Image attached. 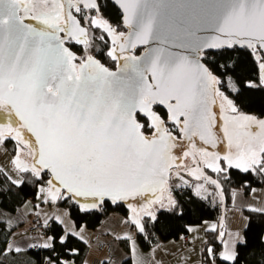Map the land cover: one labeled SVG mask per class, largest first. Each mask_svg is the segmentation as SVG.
<instances>
[{
  "label": "water",
  "instance_id": "obj_1",
  "mask_svg": "<svg viewBox=\"0 0 264 264\" xmlns=\"http://www.w3.org/2000/svg\"><path fill=\"white\" fill-rule=\"evenodd\" d=\"M57 1L63 26L21 18L25 0H0V127L20 137L31 171L47 174L48 187L88 212L110 203L138 213L161 200L170 175L190 182L176 170L186 154L193 160L188 151L232 160L233 121L202 58L233 45L264 55V0H105L125 30L113 40L114 70L93 57L75 69L63 44L87 42L70 7L97 9V0ZM259 79L264 86V66ZM153 106L166 110L179 139L164 131ZM136 115L151 119L152 134L141 132ZM255 122H247L249 137L261 133L260 123L251 133Z\"/></svg>",
  "mask_w": 264,
  "mask_h": 264
},
{
  "label": "trees",
  "instance_id": "obj_2",
  "mask_svg": "<svg viewBox=\"0 0 264 264\" xmlns=\"http://www.w3.org/2000/svg\"><path fill=\"white\" fill-rule=\"evenodd\" d=\"M103 11L113 23H116L117 27L121 26L120 12L113 4L104 1ZM102 47L98 52V58L103 61L109 57L108 48ZM202 61L210 74L214 76L221 93L232 102L238 113L254 117L259 122L264 121V86L259 79V70L264 66V56L259 51L234 45L228 49L208 51L204 54ZM152 112L161 119H167L166 110L159 106H153ZM136 122L142 133L151 131L152 128L146 117L138 115ZM211 172L213 171L206 168L205 173L211 176L218 185V189L214 184L209 183L208 194L203 198L190 191L182 193L173 191L174 206L171 209L157 210L153 218H140L141 228L136 231L135 239L141 251H149L160 241L178 239L182 234L187 233L188 226L217 220L221 210L219 191L228 209L231 197L237 190L246 197L249 195V189L261 187L264 184V151L261 165L254 171L223 166L222 172L217 174ZM21 174L23 175L22 183L14 185L0 171V264H25L21 259H14L13 252L8 250L12 235L17 228L1 213L15 214L26 200L34 199L38 186L46 184L48 180L44 174L38 175L31 170ZM56 195L58 198L56 204L66 209L77 228L85 225L87 229L94 230L109 213H119L127 222L129 214H133L122 205L110 203H103L97 211L88 212L65 199L62 192ZM243 214L247 223L243 230L242 241L236 246L232 263L218 260V254L222 248L221 231L219 238L217 232H206L207 239L203 250L215 253L216 264H264V213L244 210ZM44 232V240H48L49 243L40 246L41 242H39V246L34 248L30 246L29 250L23 252L29 256L30 263L26 264H44L46 260L49 264H64L68 260H72L74 264H84L87 246L82 240L71 234L66 235L62 240L63 227L54 220ZM119 244L127 254L120 264H132L128 241L119 240Z\"/></svg>",
  "mask_w": 264,
  "mask_h": 264
},
{
  "label": "rangeland",
  "instance_id": "obj_3",
  "mask_svg": "<svg viewBox=\"0 0 264 264\" xmlns=\"http://www.w3.org/2000/svg\"><path fill=\"white\" fill-rule=\"evenodd\" d=\"M29 7L27 10L22 11V14H37L41 16L42 14L44 16L47 15H54L58 12L59 7L56 0H25ZM91 25L88 23V28H90ZM117 27V26H116ZM118 31L122 30V26L117 27ZM89 35L91 34L90 30L88 29ZM93 33V32H92ZM94 34V33H93ZM82 44L80 47L81 55H82V62L85 61L89 57H95L103 64L109 66L110 63L107 62V60H100L98 58V52L103 48L101 41L93 42L89 41L88 43H79ZM252 51H259L258 49H253ZM261 54V53H260ZM79 63L78 61H76ZM80 62V63H82ZM72 65L76 67L74 62H72ZM79 63V64H80ZM218 87V86H217ZM217 98L220 99L222 104L224 105L225 111L224 114L228 115L230 118V121H233L237 128L240 131V135L235 139L234 145L237 148L238 147V153L236 154V158L233 160H225L220 157V159L217 158V161L213 162L211 165L209 162H206L205 156L206 155H200L202 158L201 163L202 164H209V167H211V170L215 172V174L222 172V167L226 166H233L235 168H239L241 170H252L259 168L261 165V158L262 153L264 151V121L261 122H255L253 124H250L251 127H253L256 124H259L261 127V133H259L258 136L252 137L247 136L246 132H248L245 127L247 125V122L251 117L240 114L237 112L236 108L233 106L232 102L221 93L219 87H218V93L216 94ZM152 115L154 117H159L155 112H152ZM137 117V116H136ZM160 118V117H159ZM149 121V125L151 126V131L146 132L145 134H151L154 132V127L151 123V119L147 118ZM161 119V118H160ZM254 118H252L253 120ZM163 125L165 126V130L167 132L173 133L177 139L180 138V135L177 133L176 129L168 124L167 119H161ZM256 120V119H254ZM175 130V131H174ZM10 129L8 127H0V171L4 174V176L8 179L9 182H11L14 185H20L23 180V175L21 174L24 171L31 170L30 163H31V153L28 150V148L18 139L20 138L18 135L16 139L13 138H6L3 133L9 132ZM238 144V146H236ZM194 153V151H192ZM218 157V156H217ZM186 160V161H185ZM184 160V165H190L187 172H189L190 180L192 182L193 191L198 192L196 195L203 198L205 194L200 193L201 191L207 192L209 191L210 184L215 181L211 178L210 175L207 173V178L203 177V174L200 170V162L197 158L195 160H191L189 155L186 154V158ZM213 172H211L213 174ZM47 178L49 177L47 174H44ZM176 178V177H173ZM216 184V183H215ZM217 185V184H216ZM264 185V184H263ZM262 185V186H263ZM201 186V188H200ZM218 186V185H217ZM205 187L207 189H205ZM207 190V191H206ZM172 191H174V188L170 185L165 191L163 192L162 200L158 203H155L151 209L140 211L138 213L129 214L130 222H138L141 221V217H154V210H169L174 206L173 203V194ZM57 193L50 187L46 186V184H41L38 186L37 194L35 196V199H28L26 200L23 205L17 210L15 214H7V213H1L2 215H5L10 223H14L15 227L17 228L14 234L12 235V240L15 237L26 235L27 238L31 242L30 234L28 231V226L32 221V216L38 215L42 222L44 224H50V219H47L46 217H43L39 214L41 206L48 207V201L52 204H55L58 201ZM242 194L241 192H239ZM245 196V194H243ZM60 198V197H59ZM35 206V207H34ZM154 209V210H153ZM68 214V212H67ZM30 216V217H29ZM32 217V218H31ZM69 217V215H68ZM61 224V223H60ZM217 226V223L214 221H205L203 223V226L211 225ZM63 237L62 240L65 239L66 235L71 234L74 235V233H77V230L82 229L84 231H91L90 229H87L85 225H82L81 227L77 228L73 221L68 219L63 225ZM190 228H201V225H192L188 226L187 229ZM46 228L43 229V232ZM138 231V230H136ZM222 232V231H221ZM45 234V232H44ZM76 236V235H75ZM77 237V236H76ZM37 238V235L35 236ZM45 236L42 238V241L40 243L41 245L48 244V240H44ZM119 243V240L117 241ZM87 253L88 257L91 259L93 258L92 264H102L103 260L111 259L114 260L113 257H111V251L114 248V245H110V248H104L103 250L97 249L96 246L92 244H87ZM32 247V244H31ZM105 253L109 254V258ZM92 261V259H91ZM90 264V261H88ZM64 264H74L72 260L65 261Z\"/></svg>",
  "mask_w": 264,
  "mask_h": 264
},
{
  "label": "crops",
  "instance_id": "obj_4",
  "mask_svg": "<svg viewBox=\"0 0 264 264\" xmlns=\"http://www.w3.org/2000/svg\"><path fill=\"white\" fill-rule=\"evenodd\" d=\"M205 189L207 188L205 187ZM244 210L264 213V185L249 189V195L246 197L240 194L238 190L233 193L230 208L226 209L221 223L218 224L217 220H215L214 222L217 223V226L213 224L203 226V222L200 224L201 228L187 229V243L180 236L178 239L160 241L153 245L149 251H141L135 239L136 230L141 228L140 221L131 223L128 217L127 222L121 214L116 212L109 213L94 230L84 231L79 229L77 233H74V236L76 235L86 245L92 244L96 246L99 250L110 248V245H114L113 250H110L111 257L114 260H103L102 264H120L127 257L122 246L117 243L118 240L128 241L132 264H201L200 261L204 254L203 245L207 239L206 232L219 233L222 231V248L218 254V260L232 263L235 258L236 246L242 241L243 230L247 223L243 214ZM39 214L42 218L52 219L61 223V225L69 219L65 208L49 201L47 208L41 206ZM30 246V240L26 235H22L11 240L8 250L13 252L12 257L14 259H21L26 264L30 263V260L28 259L29 256L23 252L29 250ZM105 255L108 258L110 256L107 253ZM91 259L86 251L84 264H89L88 261L92 264L93 258Z\"/></svg>",
  "mask_w": 264,
  "mask_h": 264
},
{
  "label": "flooded vegetation",
  "instance_id": "obj_5",
  "mask_svg": "<svg viewBox=\"0 0 264 264\" xmlns=\"http://www.w3.org/2000/svg\"><path fill=\"white\" fill-rule=\"evenodd\" d=\"M22 1H24V0H22ZM72 1H76V0H72ZM104 1L105 0H97V9L83 8L81 5H78L76 7V9H74L73 6H71L70 9H71L73 17L76 18L79 21V24L83 28H85V30H86V34H87V42L86 43H88L89 41H92V40L95 43H96V41H101L102 45L108 48L107 55L109 57L108 58L109 60H107V62L110 63L109 66H111V67L108 68L107 65L103 64L102 62H100V63H102L108 69L114 70V69H116L118 61H117V59H114L111 56V51L114 49V47L116 45V43L113 40L116 36L124 35L125 30L122 28V30L118 31V29L115 25L116 23H113V21H111L107 17V14L104 13V11H103ZM25 3H26L25 8L22 11L27 10L29 7V5L26 1H25ZM57 3H58L59 10L56 14L52 15L53 17H51L49 15L39 16V15L33 14V13L25 15V14H22V11L20 12V17L21 18L26 17V16H30L33 18L49 17V18L53 19L59 26H63L65 17L62 14L61 6H60L58 1H57ZM88 23H90V25H91L90 28H88ZM120 23H121V19L119 21V24ZM88 29L91 32L90 35L88 32ZM63 44L69 50H71L74 53V57H73V59H71V61L74 62V64L76 65V67H74V68L77 69L79 63L82 62V59H83L82 55H81L82 48L80 47L82 44H79V43L73 41V39H66L63 41ZM120 57H123V55H120ZM76 61H78L79 63H77ZM223 113H224V111H223ZM152 124H153V122H152ZM163 127H164V131H166L164 125H163ZM251 128H252L251 133L252 132L257 133L259 131V126H254ZM231 130L233 131V133L236 134V137H238V135H240V131L234 122H231ZM16 137H14V138L10 137V138L16 139ZM236 146H238V144ZM191 148L193 149L192 145H190V150H191ZM238 150H239L238 147L236 148L235 146H233V149L228 153V155H226V159L231 158L232 160H234L237 156L236 154L238 153ZM188 152L192 155L193 160H196V158L199 156L200 161H202V158L200 157L201 153H205L206 154V156H205L206 160L205 161L209 162L210 165L213 162H215V160L217 161V158L220 159V157L215 152L208 151L207 149H204V150L197 149V153L195 151H194V153H191V151H188ZM197 162H198V158H197ZM184 163L185 162H183V166L176 169L177 172L180 173L182 171H185V173H189V172H187V170L190 167V165L187 166V165H184ZM209 164L206 163L205 167L207 168V170L211 171V167H209ZM202 165H204V164H202ZM206 168H204V169L206 170Z\"/></svg>",
  "mask_w": 264,
  "mask_h": 264
},
{
  "label": "built area",
  "instance_id": "obj_6",
  "mask_svg": "<svg viewBox=\"0 0 264 264\" xmlns=\"http://www.w3.org/2000/svg\"><path fill=\"white\" fill-rule=\"evenodd\" d=\"M170 185L174 188V190H177V191H182L184 189H190V185L185 184L183 181L179 180L178 178H172L170 180ZM32 217H31L32 221L28 226V231H29L30 238H31L32 248H34V247L39 246V242H41L42 238L44 237L43 229L49 228L50 224H44L38 215H35V216L33 215ZM36 235H37V238H35ZM186 237H187L186 234H183L181 236L183 240H186ZM44 264H49V263L46 260ZM201 264H208V258L205 257L202 260Z\"/></svg>",
  "mask_w": 264,
  "mask_h": 264
},
{
  "label": "bare ground",
  "instance_id": "obj_7",
  "mask_svg": "<svg viewBox=\"0 0 264 264\" xmlns=\"http://www.w3.org/2000/svg\"><path fill=\"white\" fill-rule=\"evenodd\" d=\"M86 43V42H85ZM234 46V45H233ZM254 49H257V48H254ZM251 50H253V49H251ZM71 51V50H70ZM72 52V51H71ZM139 52V50H136L135 51V54H137ZM260 52V51H259ZM73 53V52H72ZM206 53V52H205ZM204 53V54H205ZM74 54V53H73ZM204 54H203V56H204ZM264 56V55H263ZM94 59H97V58H95V57H93ZM136 116H138V115H136ZM136 116H135V119H136ZM145 117V116H144ZM147 118V117H146ZM252 118H254V117H252ZM257 122H259V121H257ZM231 129V128H230ZM234 135H236L235 133H234ZM7 138V137H6ZM237 138V137H236ZM235 138V139H236ZM235 139H234V141H235ZM227 161V160H226ZM232 162H233V160H232ZM206 165V164H205ZM205 165H202L203 166V171L205 172V169L204 168H206L205 167ZM183 166V165H182ZM181 167V166H180ZM233 167V166H232ZM180 174H181V176L183 177V178H185L186 180H188V181H190V182H188V185H190V189H184V190H182V191H177V190H174V191H177V192H179V193H182V192H185V191H190V192H192V193H194L195 195H196V193H198V192H195V191H193V186H192V182H191V180H190V176H189V173H185V171H182V172H180ZM174 177V175H170V177L168 178V180L166 181V189L168 188V187H170V180L172 179ZM185 183V182H184ZM186 184V183H185ZM213 184L216 186V188L218 189V186L213 182ZM47 186V185H46ZM63 193V192H62ZM200 193H202V194H205L203 197H205L207 194H208V191L207 192H204V191H201ZM219 193H221L220 191H219ZM172 194H173V191H172ZM222 194V193H221ZM162 196H163V194H162ZM198 196V195H197ZM219 196H220V194H219ZM63 197H64V194H63ZM198 197H200V196H198ZM35 198V197H34ZM161 200H162V198H161ZM160 200V201H161ZM220 200H221V198H220ZM159 201V202H160ZM158 203V202H157ZM74 205V204H73ZM221 205V204H220ZM102 206V205H101ZM225 211H226V206H225ZM140 212V211H139ZM224 214H225V212H224ZM224 217V216H223ZM223 220V218H221V211H220V216H218V218H217V222H218V224H220L221 222L220 221H222ZM218 234V238H219V236H220V232L219 233H217ZM183 235V234H182ZM181 235V236H182ZM187 235V234H186ZM222 238V237H221ZM222 240V239H221ZM186 243H187V237H186V240H184ZM204 251V250H203ZM204 254H205V256L203 255L202 256V258H201V261H200V263L202 262V260L205 258V257H207L208 258V264H216V261H217V258H216V255H215V253H213L212 251H209V250H206V251H204Z\"/></svg>",
  "mask_w": 264,
  "mask_h": 264
}]
</instances>
